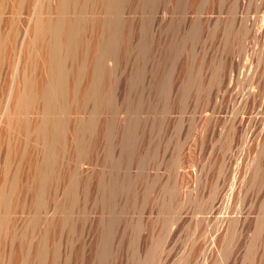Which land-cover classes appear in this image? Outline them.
Listing matches in <instances>:
<instances>
[{"label":"bare ground","instance_id":"1","mask_svg":"<svg viewBox=\"0 0 264 264\" xmlns=\"http://www.w3.org/2000/svg\"><path fill=\"white\" fill-rule=\"evenodd\" d=\"M10 1L0 264H264V0Z\"/></svg>","mask_w":264,"mask_h":264},{"label":"rangeland","instance_id":"2","mask_svg":"<svg viewBox=\"0 0 264 264\" xmlns=\"http://www.w3.org/2000/svg\"><path fill=\"white\" fill-rule=\"evenodd\" d=\"M31 4H29L30 7ZM28 7V8H29ZM26 12L27 9H23L20 12L17 13H13L12 11V2L10 0H8L5 9L3 10V12L0 13V18L2 19L0 23L1 28L5 29L7 26L5 24H7L9 26L10 23H13L14 26H16V28L19 30L20 33H22L24 31V29L26 28ZM14 19V20H13ZM13 60H11L10 62H6V67L9 66L10 63H12ZM4 78L6 79V75L2 74L0 76V83H2L4 81Z\"/></svg>","mask_w":264,"mask_h":264}]
</instances>
